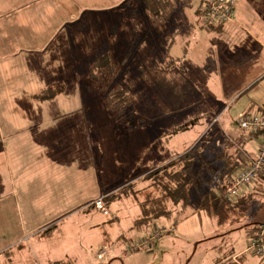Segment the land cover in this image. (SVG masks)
Returning a JSON list of instances; mask_svg holds the SVG:
<instances>
[{
    "label": "rangeland",
    "instance_id": "1",
    "mask_svg": "<svg viewBox=\"0 0 264 264\" xmlns=\"http://www.w3.org/2000/svg\"><path fill=\"white\" fill-rule=\"evenodd\" d=\"M200 1L178 0L168 19L143 0L2 4V12L55 19L68 10L81 34L69 30L57 54H33L39 65H0V246L8 245L0 264H206L217 251H244L246 264H264L246 250L248 229L264 226V170L240 188L238 197L251 199L225 225L196 209L209 183L188 188L193 208L173 209L162 199V185L172 187L167 171L149 176L170 163L169 173L179 171L186 155L198 179L216 184L221 153L234 155L223 149L226 133L240 131L247 111L263 116L253 96L264 94V61H230L239 37L203 27ZM248 131L238 166L262 142ZM99 198L108 215L92 205ZM145 200H163L170 213L135 226Z\"/></svg>",
    "mask_w": 264,
    "mask_h": 264
},
{
    "label": "crops",
    "instance_id": "2",
    "mask_svg": "<svg viewBox=\"0 0 264 264\" xmlns=\"http://www.w3.org/2000/svg\"><path fill=\"white\" fill-rule=\"evenodd\" d=\"M10 1L0 0V65H39L36 62V56L35 58L32 56L33 54H41L45 51L50 54H57L63 48L62 45H59L62 39L81 34H76L78 27L73 28L69 24L72 20L68 19V10H65L62 15L58 9V14L61 15L58 17L59 19L49 16V12L40 14L30 13V11H14L13 13V11L7 10L2 12V4H8ZM73 16L76 17V15H71V17ZM215 27L220 31L223 30V34L239 37L238 45L240 43L241 45L236 48L234 53L230 54V61L234 60L238 65H260L264 61V0H235L234 20L206 29H215ZM69 30L74 34H70V36ZM1 61L4 63H1ZM260 77L258 75L254 76L256 81L254 84H258L261 80ZM253 97L264 104V94L257 92ZM261 109H264V105ZM262 114L264 115V110ZM243 133L244 131L238 130L226 133L227 142L223 145V149L229 147L231 150L232 148L234 154L237 155L241 150L238 140ZM248 135L251 138L258 135V133L248 131ZM18 146L17 142H13L11 149ZM18 162V158L15 160L12 158L11 161H8L9 164H17ZM238 198L243 197L239 196ZM86 208H89V206ZM177 208L173 207V209ZM200 242L202 241L197 242V245ZM6 247L0 246V253L4 252ZM217 252V256H212L211 262L206 264H232L235 261L246 264L244 251L238 253L230 251L228 254L221 251Z\"/></svg>",
    "mask_w": 264,
    "mask_h": 264
},
{
    "label": "trees",
    "instance_id": "3",
    "mask_svg": "<svg viewBox=\"0 0 264 264\" xmlns=\"http://www.w3.org/2000/svg\"><path fill=\"white\" fill-rule=\"evenodd\" d=\"M191 1L192 0H184L185 5L190 4ZM176 2H178V0H143L145 10L153 14L158 19H168L171 16L175 7L177 6ZM202 2L203 0L200 1V7L202 5ZM178 82L179 81H177V83ZM185 84V81H183V83H180L181 86H184ZM179 93H182V90L179 91ZM53 95L51 97H53ZM256 132L260 134L259 131ZM220 157L221 166H219L217 170L212 171V175L214 177L221 176L216 184L215 182L217 178H215V180H212L211 182H208L205 177H201L200 179H198L199 172H196L194 170V159H188L186 155L180 158L182 160H179L184 162L179 171L173 174L169 173L170 171L168 172V168L174 165L173 163H170V165H168L167 167L156 170L152 174L150 173L149 176L151 179V176H156L157 174L159 176L161 172L166 173L167 171V176L172 184V187L162 185V199L167 200L173 207H180L179 204H182L183 209L192 207L190 206L191 204L189 202L190 198L188 195V188L192 187L196 190V192H198L201 187H205L209 183L210 185L207 186V193L204 191L203 193H200L198 200V208L196 207V209L202 210L208 215L212 216L216 220V223L218 225H225L227 223H232V220L241 216L240 213L238 214V211L244 208L246 203L250 201L248 199H251V195H248L247 198L236 197L234 199H228L225 196L222 184L223 180L233 175V173L237 169L238 163L235 154H225V156H223V153H221ZM208 169L212 170L210 165L208 166ZM162 202H159V204L150 200H145L144 202H142L140 204L141 216L137 220H135V226L148 224V221H150L152 217H167V215L170 213L171 207L165 209L164 206H166V204L164 205V202ZM258 224L259 223H255L253 227H251L252 229L248 230V234L250 236L254 234L253 229H256ZM232 264H240V262L238 263L235 261V263Z\"/></svg>",
    "mask_w": 264,
    "mask_h": 264
},
{
    "label": "built area",
    "instance_id": "4",
    "mask_svg": "<svg viewBox=\"0 0 264 264\" xmlns=\"http://www.w3.org/2000/svg\"><path fill=\"white\" fill-rule=\"evenodd\" d=\"M235 0H203L200 12V22L203 27H212L219 24H226L234 20ZM237 126L240 131H259L262 136V142L259 144L256 157H250L244 153L245 164L237 166L236 171L230 177L223 180V188L225 196L228 199L238 197L241 187L250 184L258 178L264 170V115L251 114V112L243 113L237 120ZM241 152V150H240ZM93 206L103 215H108L107 207L104 199L99 198ZM162 230L154 231V237H158L163 233ZM250 238V242L246 250L257 258L264 257V226H257V230ZM105 255L103 250L98 257Z\"/></svg>",
    "mask_w": 264,
    "mask_h": 264
}]
</instances>
